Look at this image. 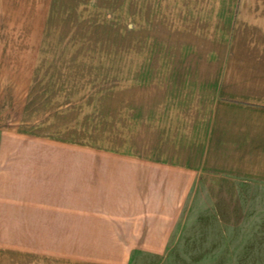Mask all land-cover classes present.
<instances>
[{
	"label": "crops",
	"instance_id": "obj_1",
	"mask_svg": "<svg viewBox=\"0 0 264 264\" xmlns=\"http://www.w3.org/2000/svg\"><path fill=\"white\" fill-rule=\"evenodd\" d=\"M198 189L264 190V0H0V264H179Z\"/></svg>",
	"mask_w": 264,
	"mask_h": 264
},
{
	"label": "rangeland",
	"instance_id": "obj_2",
	"mask_svg": "<svg viewBox=\"0 0 264 264\" xmlns=\"http://www.w3.org/2000/svg\"><path fill=\"white\" fill-rule=\"evenodd\" d=\"M94 52L98 57L100 51ZM98 87L101 91V83ZM216 193L218 190H197V199L189 205L187 219L179 228L184 230L173 243L184 246L186 253L174 254L175 261L179 264H264V190L259 195L250 191L249 205L239 207L218 206L221 199Z\"/></svg>",
	"mask_w": 264,
	"mask_h": 264
}]
</instances>
